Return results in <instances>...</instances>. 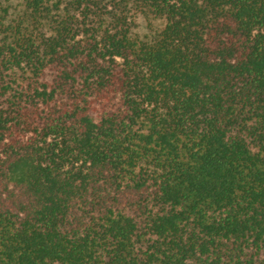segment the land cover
Segmentation results:
<instances>
[{
  "label": "trees",
  "instance_id": "1",
  "mask_svg": "<svg viewBox=\"0 0 264 264\" xmlns=\"http://www.w3.org/2000/svg\"><path fill=\"white\" fill-rule=\"evenodd\" d=\"M0 264H264V0H0Z\"/></svg>",
  "mask_w": 264,
  "mask_h": 264
},
{
  "label": "rangeland",
  "instance_id": "2",
  "mask_svg": "<svg viewBox=\"0 0 264 264\" xmlns=\"http://www.w3.org/2000/svg\"><path fill=\"white\" fill-rule=\"evenodd\" d=\"M163 27V21L162 19L157 18H142L139 17L137 20V31L140 35H144L149 31V29L152 30H158Z\"/></svg>",
  "mask_w": 264,
  "mask_h": 264
}]
</instances>
